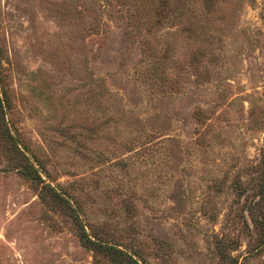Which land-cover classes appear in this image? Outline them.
<instances>
[{
	"label": "rangeland",
	"instance_id": "1",
	"mask_svg": "<svg viewBox=\"0 0 264 264\" xmlns=\"http://www.w3.org/2000/svg\"><path fill=\"white\" fill-rule=\"evenodd\" d=\"M0 264H264V0H0Z\"/></svg>",
	"mask_w": 264,
	"mask_h": 264
},
{
	"label": "trees",
	"instance_id": "2",
	"mask_svg": "<svg viewBox=\"0 0 264 264\" xmlns=\"http://www.w3.org/2000/svg\"><path fill=\"white\" fill-rule=\"evenodd\" d=\"M0 105H2L1 98H0ZM102 246L109 249L111 253L114 255V258L120 260L121 262L124 261L127 264H140L139 261L136 258H134L132 254L125 252L120 248L111 245H104V244H102Z\"/></svg>",
	"mask_w": 264,
	"mask_h": 264
}]
</instances>
